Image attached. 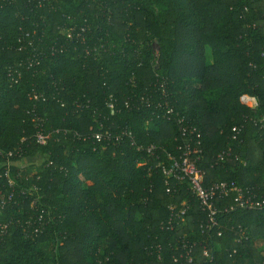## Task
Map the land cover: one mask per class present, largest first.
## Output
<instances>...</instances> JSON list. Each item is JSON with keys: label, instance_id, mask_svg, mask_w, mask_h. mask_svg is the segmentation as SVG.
Returning a JSON list of instances; mask_svg holds the SVG:
<instances>
[{"label": "trees", "instance_id": "16d2710c", "mask_svg": "<svg viewBox=\"0 0 264 264\" xmlns=\"http://www.w3.org/2000/svg\"><path fill=\"white\" fill-rule=\"evenodd\" d=\"M166 108L200 134L205 187L264 192V0H0V264H264V209L206 228L165 183Z\"/></svg>", "mask_w": 264, "mask_h": 264}, {"label": "built area", "instance_id": "2783aa9c", "mask_svg": "<svg viewBox=\"0 0 264 264\" xmlns=\"http://www.w3.org/2000/svg\"><path fill=\"white\" fill-rule=\"evenodd\" d=\"M240 103L250 109H255L257 102L254 98L249 96H242L240 98ZM109 109H113V102L110 99L106 104ZM165 115L173 117L178 131L181 135L182 142L177 146L178 157L171 158V164L169 167H162V175L165 178V183L167 181L175 180L178 182L188 181L191 193L197 200L199 207L202 212L206 214L207 224L206 228L209 226L216 225V216L221 212H228V210L233 209H264V192L261 194H254L246 188L238 187L234 182H219L213 183L208 187L204 186L203 173L196 165L197 154L199 153L198 145L200 140V134L195 127H187L185 125L184 119L178 117L177 114H173L172 109L166 108ZM240 132V128L235 127L232 129L234 133L233 139ZM37 141L40 145H44L46 142L45 136L40 132L36 135ZM94 138L99 142L102 136L97 133ZM154 147H149L147 153L152 154ZM224 153L218 155V160H222ZM8 184L11 186L12 181L8 180ZM169 192V188L167 189ZM11 197L9 196V199ZM232 198V203L229 207L218 208L215 206L217 200H224ZM6 205V198H0V210H2ZM185 209L181 211L179 219L181 222L184 220L183 215ZM170 224V222H168ZM34 233H38V228L33 230ZM203 256L209 259L210 254L207 250L203 251ZM181 264H192L193 257L191 255V250L188 249L179 256L178 261Z\"/></svg>", "mask_w": 264, "mask_h": 264}, {"label": "rangeland", "instance_id": "374dc122", "mask_svg": "<svg viewBox=\"0 0 264 264\" xmlns=\"http://www.w3.org/2000/svg\"><path fill=\"white\" fill-rule=\"evenodd\" d=\"M154 51L156 52L155 47H154ZM40 162H41L40 159L27 160V161H25V162H22V163L20 164V166H22V167H29V166L34 167L35 165L39 164Z\"/></svg>", "mask_w": 264, "mask_h": 264}, {"label": "water", "instance_id": "95a60500", "mask_svg": "<svg viewBox=\"0 0 264 264\" xmlns=\"http://www.w3.org/2000/svg\"><path fill=\"white\" fill-rule=\"evenodd\" d=\"M252 110H254V109H252Z\"/></svg>", "mask_w": 264, "mask_h": 264}]
</instances>
